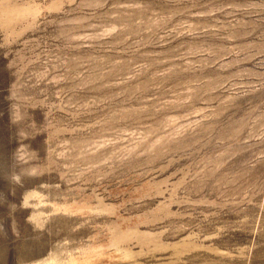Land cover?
<instances>
[{
    "label": "rangeland",
    "instance_id": "obj_1",
    "mask_svg": "<svg viewBox=\"0 0 264 264\" xmlns=\"http://www.w3.org/2000/svg\"><path fill=\"white\" fill-rule=\"evenodd\" d=\"M0 264H264V0H0Z\"/></svg>",
    "mask_w": 264,
    "mask_h": 264
}]
</instances>
